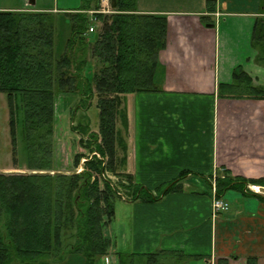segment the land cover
Here are the masks:
<instances>
[{"label": "trees", "instance_id": "16d2710c", "mask_svg": "<svg viewBox=\"0 0 264 264\" xmlns=\"http://www.w3.org/2000/svg\"><path fill=\"white\" fill-rule=\"evenodd\" d=\"M216 1L208 0L204 25H215L210 16ZM261 5L264 11V0ZM100 10L99 0H82L80 8L58 13L69 19L61 24L50 11H0V93L8 102L12 155L16 163L21 139L31 171L0 173V264H51L68 251L83 257V264H95L115 246L104 233L115 219V200L125 193L132 200H156L131 169L128 97L164 91L159 57L168 43V19L140 13L138 0H116L111 14ZM94 19L102 31L91 43L87 35L95 33L89 31ZM65 24L70 35L59 54L56 40L59 25ZM251 41L256 63L264 66V17L255 19ZM89 63L92 81L85 75ZM76 93L81 101L73 109V121L78 112L90 111L96 97L99 129L91 131L86 113L84 123L72 125L88 153L77 154L75 171L67 174L55 161L56 100ZM217 93L220 99L264 100V85L255 84L238 66L232 82L220 83ZM188 173L182 171L167 192L177 189ZM248 184L264 187V179L235 177L223 167L216 178L217 196L229 189L250 192ZM115 256L116 264H180L202 258L179 250ZM218 264L229 262L220 259ZM246 264H258V259L249 257Z\"/></svg>", "mask_w": 264, "mask_h": 264}, {"label": "crops", "instance_id": "0c3cea01", "mask_svg": "<svg viewBox=\"0 0 264 264\" xmlns=\"http://www.w3.org/2000/svg\"><path fill=\"white\" fill-rule=\"evenodd\" d=\"M29 1L22 0L27 9L0 11L34 10ZM207 2L138 0L140 13L168 19V43L159 57L164 90L159 94L167 98L163 107L141 111L138 130L131 111V169L136 180H148L144 189L156 200L135 203L131 251L114 241V254L179 250L202 257L180 264H218L220 259L246 264L249 257L264 264V196L250 189L262 186L248 184L250 192H224L223 198L241 201L243 211L234 207L215 219L211 213V183L223 167L235 177L264 179V100L220 99L217 93L220 83L232 82L238 66L255 84L264 85V66L256 63L251 41L255 19L264 17L262 0H217L210 16L215 25L202 23ZM179 98L207 100L209 107L173 106L171 99ZM186 170L191 173L167 192ZM101 262L109 264L106 256Z\"/></svg>", "mask_w": 264, "mask_h": 264}, {"label": "rangeland", "instance_id": "374dc122", "mask_svg": "<svg viewBox=\"0 0 264 264\" xmlns=\"http://www.w3.org/2000/svg\"><path fill=\"white\" fill-rule=\"evenodd\" d=\"M82 0H35V5L28 6L30 9L41 11H50L54 13L55 20L58 24L68 22V18L58 14L59 12L67 9H78L81 7ZM100 9L102 8L101 0H99ZM0 7L2 8H25L26 6L22 3V0H0ZM93 27L95 28V34H88L87 38L91 43H94L98 34L102 31V24L97 21H92ZM68 24L64 26L59 25V33L56 40V51L60 54L64 51L66 40L70 35V29ZM98 33V34H97ZM94 74V68L91 63L86 68L85 75L92 81ZM167 98L161 94H140L128 97V104L133 111L134 115V129L138 130L142 124L143 115L141 111L146 108H159L164 106L165 99ZM81 101V96L76 94H62L57 97L56 100V123H55V161L57 162V169L60 172L71 174L75 171L74 158L77 154L88 153L80 142L81 136L72 130V125H77L82 120L83 114L86 112H78L77 121H73V109H75ZM175 101V103H173ZM185 101V102H184ZM97 102L95 97L92 101V107L86 114L91 120V131L97 132L99 129V114L98 111L93 108ZM173 106L180 107H195L200 108L209 107V101L200 99L199 101L171 99ZM214 106V98L211 102V110ZM214 111V110H213ZM212 111V112H213ZM177 119V116H173ZM180 116L178 117V119ZM84 123V122H83ZM120 123V122H119ZM120 125V124H119ZM19 155L18 160L14 162L12 155L10 127H9V108L5 94L0 93V173H30L31 171L26 168L25 155L22 152V140L19 143ZM164 145V144H163ZM122 153L119 150V156ZM79 170V169H78ZM79 172V171H78ZM148 180L137 179V183L142 184L143 188L146 186ZM253 188V187H252ZM146 189V188H145ZM147 190V189H146ZM254 190V189H252ZM255 191V190H254ZM258 194L264 196V187L260 188ZM223 198V197H222ZM230 204V211H234V207L244 209V205L237 203V201H231L229 195H225L223 198ZM251 200V198H247ZM212 200V199H211ZM139 200H132L130 195L121 194L115 200L116 216L112 224L105 230V235L112 239V241H118L120 244L124 243L127 250L131 251L132 239L134 238V210L136 209L135 203ZM241 209V211H243ZM251 208H249L248 211ZM212 218H217L220 214H213L211 207ZM114 248L112 247L109 253L106 255L109 264H116V256L114 254ZM85 259L78 255H72L70 251L65 254V257L61 261L53 262L51 264H83ZM95 264H102L101 259H98Z\"/></svg>", "mask_w": 264, "mask_h": 264}, {"label": "built area", "instance_id": "2783aa9c", "mask_svg": "<svg viewBox=\"0 0 264 264\" xmlns=\"http://www.w3.org/2000/svg\"><path fill=\"white\" fill-rule=\"evenodd\" d=\"M101 5H102V8L99 11L100 13L111 14L114 12L113 8L111 6V0H101ZM90 13L92 14L93 12L91 11ZM216 16L219 17L220 14L217 13ZM93 21H96V19H94ZM89 31L95 32V28L91 27ZM84 161L85 160H83V162ZM78 171L82 172L83 167L81 166ZM253 188L250 186L251 190ZM259 190H260V188L255 189V191L254 190H252V191L258 193ZM211 199H212L211 200V207H212L213 214H222V213L228 212L230 210V204L227 201H225L223 198H220L217 196L216 180H213V182L211 183Z\"/></svg>", "mask_w": 264, "mask_h": 264}, {"label": "water", "instance_id": "95a60500", "mask_svg": "<svg viewBox=\"0 0 264 264\" xmlns=\"http://www.w3.org/2000/svg\"><path fill=\"white\" fill-rule=\"evenodd\" d=\"M111 3H112V8H115L116 7V0H111ZM29 4L30 5H35V0H30Z\"/></svg>", "mask_w": 264, "mask_h": 264}]
</instances>
